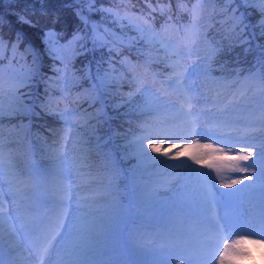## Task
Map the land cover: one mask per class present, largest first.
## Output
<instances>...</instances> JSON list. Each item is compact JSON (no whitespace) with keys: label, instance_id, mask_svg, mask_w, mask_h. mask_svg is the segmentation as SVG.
Returning a JSON list of instances; mask_svg holds the SVG:
<instances>
[{"label":"snow or ice","instance_id":"snow-or-ice-1","mask_svg":"<svg viewBox=\"0 0 264 264\" xmlns=\"http://www.w3.org/2000/svg\"><path fill=\"white\" fill-rule=\"evenodd\" d=\"M207 2L212 0H196L191 9L182 6V10L190 13L191 20L188 24L176 28L177 38L173 40L163 38L160 32L153 29L147 18L141 21L136 15H121L118 9L97 8L96 0H74L75 4L87 5L86 10L77 8L76 15L85 29H90L91 35L87 36L79 31L74 33L72 40L68 42L76 46L72 50L73 56L105 48L109 54L105 61L101 53L100 60L96 62L95 74L90 66L86 72V78L91 82L90 87L85 89L90 107L97 102L104 104V97L110 94L111 86L120 88L127 82L134 91L124 94L122 103L115 106L117 113L119 108L127 105L130 113L157 116L163 114L169 117L173 124L177 120L180 121L184 126L182 131L187 133L177 136L171 129L152 131L150 127L143 128L144 134L130 142L129 146L138 160V165L128 171L117 167L118 157L106 150L111 138H105L99 131L101 109H97L93 115L86 109L58 107L60 101L65 99L64 89L59 88V85L68 86L70 82V77L64 69L53 66L57 77L45 80L47 100L32 105L26 103L32 99V71L22 77H12L6 87L0 78V119L5 115L10 118L38 116L39 113L33 112V108L38 106L45 114L62 121L65 127L60 140L48 145L46 153L41 151L34 154L32 161L23 171L16 169L11 153L5 156L3 143L0 142V264H21V260L26 264H118L105 259L110 254L116 233L114 225L120 217L118 206L114 203L111 209H106L101 215L96 205L101 199L114 198L121 186L124 187L130 203L146 212L159 210L165 225L179 223L186 226L180 231L173 230V244L151 252L152 264H209V261L229 264L230 258L245 254L240 251L242 245L264 244V148H258L249 142L255 139L256 132L264 134V44L257 45L260 54L256 58V71L249 70L243 77V82H253L261 95V115L258 121L252 119L243 124L233 114L239 112L251 100L246 89L237 88L231 91L230 96H223V102L219 90L214 96L202 91V86L210 80L220 88L229 90L240 82L233 81L230 84L212 76L213 61L219 49L210 48L205 56H201L197 51L199 41L206 38L202 37L199 20L202 5ZM251 2L259 3V0ZM225 3L235 4L237 0H225ZM248 3L249 0H239V5L231 9V16L235 21L234 30H238L237 36L242 44H249L250 38L256 35L252 33L245 36L249 25L245 23V14L239 12V7L247 6ZM149 7L151 12L157 11L151 5ZM85 12H100L103 14L101 21L111 17L114 24L121 28H130L138 33V36L123 33L117 37L108 28L101 32L99 24L92 21ZM160 12L163 14L164 9L161 8ZM260 15L262 20L259 35L264 37V5L261 6ZM20 20L23 23H32L24 17H20ZM167 29L166 24L163 30ZM110 36L115 38L110 41ZM23 39L21 33H17L11 42H6L3 36H0V50L10 47L15 54ZM81 39H90L91 49L78 44ZM138 41H144L153 52L163 49L165 58L146 59L144 65L140 66L143 68L141 75L136 71L138 65L124 57L120 64L127 66L128 71L132 73L129 78L117 72L112 63V53L115 51L116 55H119V51L115 49L117 42L121 46L131 48ZM42 42L49 58L60 61L66 68L64 53L61 51L63 46L57 43L55 33L51 30L46 32ZM77 48L80 50L77 51ZM26 51L33 54L35 67L39 54L31 46ZM105 62L109 64V68L102 72L101 65ZM153 63H163L164 67L170 69L164 79L159 78V73L150 72L149 65ZM237 75L240 73L237 72ZM148 76H151V84L148 83ZM156 84L160 87L154 90ZM21 89L27 91L22 92ZM52 89L61 91V97L53 98L50 94ZM201 103L203 107L200 106ZM93 119L96 120L97 126L91 127L89 132L83 134V138L74 141L73 129H77V135L80 134L81 125L77 122L87 124ZM153 136L162 138H151ZM191 137L196 139L185 143L183 151L174 144H169L167 149L163 148L166 141L176 138L188 140ZM200 139L213 142L201 144ZM233 141L243 143L244 146L236 149V155L229 156L228 152L233 150ZM73 143L77 147L70 153L68 145ZM220 144L224 147L217 146ZM117 147L127 150L125 146ZM173 148L177 150L173 152ZM149 150L171 160H180L181 157L187 156L193 164H205L213 169L222 187H240L234 188L232 192H219L215 190L209 173L192 168L183 160L178 164L169 165L157 156L149 155ZM93 155L99 159V167L90 162ZM205 157L213 162L205 163ZM248 161L251 163L242 164ZM154 165L186 169L190 174L195 173L196 183L170 200L163 201L159 199V193L152 188V184L145 182L160 183V180L155 178L164 173L150 168ZM225 172L246 175L231 179L224 175ZM226 179H231V182L224 183ZM5 180L8 196L11 198V210L7 215L2 207ZM244 181L248 183L245 184ZM86 191H102L106 196L101 198L97 195H84ZM169 191L172 189L169 188ZM244 194H247L250 200L256 201L257 212L254 217L237 218L226 211L233 200ZM194 235L205 237L199 252L192 251L191 239ZM221 243L222 250L219 249ZM5 250L8 253L7 260L4 258Z\"/></svg>","mask_w":264,"mask_h":264},{"label":"trees","instance_id":"trees-1","mask_svg":"<svg viewBox=\"0 0 264 264\" xmlns=\"http://www.w3.org/2000/svg\"><path fill=\"white\" fill-rule=\"evenodd\" d=\"M195 0H96L95 7L97 8H113L120 10L122 13L135 14L140 16V18H147L152 25H155L157 29L162 30L163 26L166 24L175 25L178 27L182 22L189 20L190 13L188 11L182 10L183 7L191 9V5L194 4ZM152 8H156V12H151ZM239 5V0L235 4H227L225 0H212L211 8L206 16L209 18V23L205 29V36L208 37L211 46L219 49L215 60L213 61V71L212 76L214 78L223 79L228 83L233 81H240L231 90L220 88L218 85L212 86L214 92L211 93L209 89H204L203 91L208 95L214 96L216 91L219 90L223 96H230L231 91H235L237 88L240 90H247L248 94L251 96L249 103L242 108L239 112L234 113L236 119L241 123L247 124L249 120L260 118V101L261 95L257 91L256 86L253 82L249 81L247 83L243 82V77L248 74L249 70L256 71V58L259 55L260 41L255 35L254 38H250L249 44H242L237 36V31L235 29V21L231 16V9L236 8ZM83 8L87 9L86 4H75L74 0H0V36H3L6 42H11L15 39L17 33H21L24 37L23 42L19 45L18 51L13 54L11 48H6L0 50V78L3 79L5 87L10 82L12 77H22L26 73L32 71L34 74L32 76V83L30 85L31 97L32 99L27 100L26 103L38 104L41 101L47 100V95L45 94V80L49 77L55 79L57 74L53 71V66L64 69L67 75L70 77V82L68 86L59 85V88H63V95L65 99L61 100L58 107L63 109L67 108H79L86 109L88 113L95 115L97 109L102 110V117L100 125L105 118L104 112L106 111L107 102L109 101L107 95L104 97V104L97 102L91 105L86 98L85 89L90 87V81L86 78V72L89 66L92 69L93 74L96 72V62L100 60L101 53L107 61L108 51L107 48L103 50H97L95 52L88 51L86 54H79L72 56L65 60V65L61 64L60 61H53L46 54L45 44L42 42L44 34L49 30L55 33L57 43H64L72 40L74 33L81 32L87 36L91 35L90 29H85V26L81 23V20L76 15V9ZM164 9V13L161 14L160 9ZM227 10V11H226ZM245 6L239 7V12L244 13V21L249 25L245 32V36L252 34L254 30V24L252 23L251 14ZM92 21L97 22L101 27L102 32L105 28L112 30L115 36H121L118 31V25L112 22L111 17L101 21L100 12L87 13ZM20 17H24L30 20L32 23H23ZM171 18V19H169ZM103 26V27H102ZM103 28V29H102ZM154 28V27H153ZM254 30V31H253ZM115 37L110 36L109 40H113ZM81 42L88 43L86 47L91 49V40L85 41L81 39ZM84 46V44H82ZM31 46L36 53L39 54L37 64L33 65V54L27 52L26 49ZM76 47V46H75ZM115 49L119 51V55H116L115 51L112 53L113 59L112 63L116 65L117 72L120 74L128 75L131 77L132 73L128 71L127 66L121 65L120 61L127 57L129 61L133 64L138 65L136 71L143 75V68L140 67L144 65L145 60L151 57L152 59H157L156 53H154L150 46L144 41H138L131 48L127 46H121L119 42L115 44ZM250 49V50H246ZM80 49L77 48V51ZM109 68L107 62L101 65V71ZM149 70L151 73H159V78L164 79L165 76L170 72V69L164 67L163 63H153L149 65ZM237 72L240 75H237ZM151 78V76H148ZM127 82L123 83L120 88L113 85L112 92L122 93L129 92L132 90ZM21 91H27V89H21ZM51 96L53 98H60L62 93L58 89L51 90ZM254 106H253V105ZM34 113H39V115H31L24 117H8L4 116L0 119V142L3 143V151L6 155L11 153L12 163L15 165L18 171H23L26 168L27 162L32 161L34 154H39L41 151L47 152L48 145H51L54 141H59L63 133L65 132V127L62 121L55 119L52 115L45 114L38 106L33 108ZM128 113L129 110H128ZM165 115L161 114L157 116L155 114H141L139 112L125 114L123 118L116 122V126L110 125L109 129L106 130L105 127L100 128L101 134H106L107 131L113 132V130L121 128L123 126L129 125L140 127L139 133L143 132L142 129L146 126H153L157 124L158 120L164 119ZM159 119H157V118ZM82 128H91L97 126L95 119L88 121L87 124L82 122H77ZM104 128V130H103ZM115 128V129H114ZM86 129L85 131L89 132ZM260 132H256L254 135H258ZM83 136L76 135L74 141L81 139ZM106 138V136H105ZM69 151L72 152L74 147L77 145L69 144ZM113 154L115 153V148L112 145H108L107 149ZM114 150V151H113ZM117 156V153L115 154ZM95 167H99V159L93 155L90 161ZM116 161L117 167L124 170V167ZM167 164H175L167 163ZM126 171V170H124ZM95 172V168H94ZM193 173H189L186 169H178L173 178L168 179V182L164 184V191H167L173 186L177 187L176 190H172L167 193L166 197L160 198L163 201H168L180 192H183L185 188H191L195 185ZM166 179V175L159 176V179ZM119 199L128 198L125 190H121L117 195ZM136 210L132 217L128 220V225H140L147 230L146 221L140 219L155 220L157 225H148L157 230H163L171 226V230H177L178 224H167L165 225L161 219V212L148 211L146 212L143 208L137 207L135 204H131ZM127 225V226H128ZM154 231V229H153Z\"/></svg>","mask_w":264,"mask_h":264},{"label":"rangeland","instance_id":"rangeland-1","mask_svg":"<svg viewBox=\"0 0 264 264\" xmlns=\"http://www.w3.org/2000/svg\"><path fill=\"white\" fill-rule=\"evenodd\" d=\"M195 2H196V0H195ZM211 3L212 2H207V3H204L202 5V15H201V18L199 20L200 31L202 33V37H204L203 32H204L205 27H207V25L210 24L209 18H208V16H206V13L209 12L208 10H209V8H211ZM262 5H264V0H259V3L251 2V0H249V3L247 4V6H245L249 10L248 12L251 14V18L253 21L252 23L254 24V27H255L254 30L256 29L255 31L253 30L254 31L253 33H255L257 35V38L260 41V44H264V37H261L259 35V32L261 30L260 29V22L262 20V17L260 15V9H261ZM121 15H124V13H122ZM128 15H135V14H128ZM142 20L143 19L141 18V21ZM125 23H126V21H125ZM188 23L186 22V23H184V25H186ZM99 27H101V26L99 25ZM153 27H154L153 29L157 32H160L161 36L165 39L172 38L173 40H175L177 38V33H176L177 27L175 25L169 24L167 31H164L163 28H161L162 30H159L156 28L155 25H153ZM100 31L102 32V30H100ZM118 31H119V33H121V35L123 33H127L130 36H138V33H136L135 31H132L130 28H121L120 26H118ZM68 42L69 41L64 42V43L63 42L58 43L59 45L63 46L61 48V51L64 53V59L65 60H68L72 56L71 53H72L73 48L75 47V45L69 44ZM82 44H84V46L86 47V45L88 43L81 42V45ZM43 50H45V49L43 48ZM209 50H210V47H208L207 39L202 38L197 45L198 53L201 56H205ZM154 53H156L157 58H159L161 60H163L165 58V53H164L163 49H159L158 51H155ZM259 54H260V50H259ZM147 80H148V83L151 84L152 81H150L148 79V77H147ZM63 87H64V85H63ZM112 88H113V86H111L110 91H112ZM130 91H134V89H132ZM126 93H128V92H126V91L122 92V93H116V92L111 93L110 92V94L107 95V98L109 101L107 102L106 111L104 112L105 118H103V122L101 123L102 126H99V129L102 127H105V129L107 128L106 130H108L110 125L107 126L106 125L107 122H108V124H111V126H116L117 125L116 122H118V120L123 118V116L125 114H127V115L131 114V113H128L129 109H128L127 105H124L123 107L119 108V110H118L119 114L117 113V110H115V106L122 103V99L124 97V94H126ZM183 127L184 126L182 125V123H180V125L175 128L174 131L177 133V135H179V136L187 135V133L185 131H182ZM86 129H88V127ZM86 129L80 127V129H79L80 134L78 136H81V135L83 136V134L86 132L85 131ZM139 129H140V127L130 126V124H129V125L123 126L121 128L115 129V130H113V132H110V133H109V131H107V133L105 135L102 134L104 137L106 136V138H111V142L109 144L112 145L113 148H115L114 154L117 153L118 161L120 162L119 164H121L124 167V170H126V171H128V170H130L133 167H136L138 165V160L132 154V148L129 145H130L131 141H133V140H135L141 136V133H139L141 131V129H140V131H139ZM88 130L90 131V128ZM103 130H104V128H103ZM100 133H102V132L100 131ZM76 135H77V129H73V139ZM263 136L264 135H260V136H258V138L260 140H264V139H261V137H263ZM161 138L162 137H155V139H161ZM191 139H196V137H191L188 140L179 139V138L172 139L170 141H166L165 144L163 145V148L167 149L169 147V144H174V145H177L179 147L180 151H183L184 150L183 145L185 143H191ZM146 142L147 141L145 140V143ZM212 142L213 141L209 140V139H200L201 144L212 143ZM249 142H251V141H249ZM254 144L258 148H264V143L256 144L254 142ZM117 145L125 146L127 148V150L125 151L124 147H117ZM217 146L218 147H224V145H222V144L217 145ZM242 146H244L243 143H240V145H236V143L233 141V150L228 152V155L229 156L236 155V149H238ZM176 150H177V148H173L172 151L175 152ZM148 154L153 155V156H157L158 159L164 160L166 163H172V162L177 163L178 162V160L167 159L166 157H164L158 153H152L150 150L148 151ZM5 156L7 157L6 154H5ZM183 159H184L183 161H186L189 165H191V167L194 166V168L199 169L201 172L209 173L211 175L213 181H214L215 190H217L219 192H232V189H234V188L222 187L221 181L217 177L216 172L213 169L206 167L205 164H193L192 161L189 160L187 156H183ZM209 162H213V161H211L207 157H205V163H209ZM6 164H7V161H6ZM150 168H154L155 170L162 172V173L172 172V170L175 171L177 169V168H164L161 165L150 166ZM224 175L226 177H230L231 179H238V178H241L243 175H246V174L245 173H237V172H225ZM231 179H226L224 181V183H230ZM147 183H150V182H147ZM244 183L247 184L248 181H244ZM236 187L239 188L240 186L236 185ZM152 188L157 193H159V197L166 196V193L164 191H162L159 187H155L152 184ZM120 190L123 191L124 187L121 186L119 191ZM84 195H97L98 197H101V198L106 196V194L103 193L102 191L101 192H87L86 191V192H84ZM2 198H3L2 207H3L5 215H7V213L11 210V205H10V199L11 198L8 196L7 181L6 180H5L4 187H3ZM128 200H129L128 198H125L123 200V199H119L116 197L115 198L101 199V201L96 205V207L99 210V214L102 215V214H104L106 209H111V207L114 205V203H115V205L118 206V210L120 212V217L117 220L116 224L114 225V227L116 228L120 222L122 223L124 221V223H126L127 218H128L127 215H131L130 207L128 205L130 202ZM245 201H246V203L243 206H239L237 204L235 205V204L230 203L228 205L226 211L228 213L234 215L237 218L244 217V216L254 217L256 212H257L256 206H255L256 201L250 200L249 197H246ZM115 230H116V233H115L112 241L115 240L116 243H119V240H120L119 236L121 235L120 230L119 229H115ZM232 238L234 239L235 236H233ZM253 238H255V237H253ZM204 242H205L204 236L194 235L191 239L192 251L193 252H199L201 250ZM160 243H163V244H161L162 246H160L159 244L150 245V243L140 241V239L138 237L134 238L133 240H131L129 242V244L131 245V248H133V250H132L133 256L132 257L136 258L140 262V264H152L153 258L151 256V252L153 250H158L164 246L171 245V244H168V242L166 240L161 241ZM171 243L173 244L174 241H171ZM222 248H223V243H221L219 245V249L222 250ZM240 251L245 253V254L241 255V256H236V257L230 258L229 264H264V244L246 243L240 247ZM218 255H219V253L217 252V258H218ZM4 258H5V260L8 259L7 250H5ZM21 264H26V262L21 260ZM209 264H216V262L215 261H209Z\"/></svg>","mask_w":264,"mask_h":264}]
</instances>
